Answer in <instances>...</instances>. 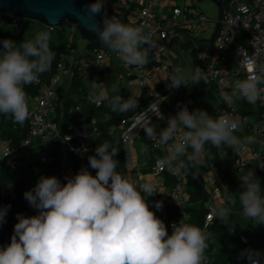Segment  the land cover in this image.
<instances>
[{"label": "clouds", "instance_id": "obj_1", "mask_svg": "<svg viewBox=\"0 0 264 264\" xmlns=\"http://www.w3.org/2000/svg\"><path fill=\"white\" fill-rule=\"evenodd\" d=\"M105 3L106 0H94L85 4L82 11L73 10V15L100 44L114 50L125 66L142 68L149 62L150 53L158 57L163 52L142 26L107 16ZM97 16L102 19L97 20ZM50 40V30L37 33L31 40L25 38L19 47L11 39L0 40V114L14 123L22 125L30 116L24 86L35 83L51 69L56 54ZM246 64L247 78L236 80L230 92L219 93L226 103L234 99L253 105L264 101V66L253 59ZM201 80L199 69L191 74L177 69L168 78L167 86L179 89L182 85L189 87L190 83L197 85ZM90 87V99L97 106L107 102L119 114L135 111L139 106V100L131 96L127 99L119 94L110 96L108 89L96 81ZM98 87L100 91L96 92ZM118 91L112 88L113 93ZM147 110L159 118V105H151ZM136 126L149 139L168 146V155L158 161V166L164 164L170 169L175 166V171L185 174L190 168L203 166L211 148L224 158L227 149L239 154L254 142L251 136L238 135L242 131L240 117L227 113L213 117L205 110L189 111L187 106L169 117L167 127L159 132L150 126V120ZM82 151L87 152V147L83 146ZM118 152L111 144L100 143L95 155L88 157L95 175L84 167L75 176H66L67 183L56 176H40L34 188L24 193L25 200L38 214L17 213L11 243L0 246V264H207L208 233L181 219L172 225L169 234L165 222L157 217L147 199L165 192L157 191L150 181L140 183L122 176L114 159ZM258 165L264 168V162ZM239 173L243 216L253 224H264L261 181L254 168ZM154 206L161 210L163 201H156ZM9 208L10 205L0 208V226L6 222ZM231 211L225 206L214 209L217 218L226 224ZM239 257L245 264H264V254L259 250L244 249Z\"/></svg>", "mask_w": 264, "mask_h": 264}, {"label": "built area", "instance_id": "obj_2", "mask_svg": "<svg viewBox=\"0 0 264 264\" xmlns=\"http://www.w3.org/2000/svg\"><path fill=\"white\" fill-rule=\"evenodd\" d=\"M124 1L129 6L128 15L134 25L142 26L145 34L163 48V52L159 53L158 57L150 53L149 58L152 56L160 61L159 64L168 78L174 73L173 59L169 56L173 47L186 50L194 69H199L205 79L216 81L224 92H230L229 88L232 86L234 77H237L238 80L247 78L249 72L246 61L248 59H253L257 65L264 66V0H223L225 17H222L214 35L219 8L213 0L211 1L217 10L216 14H210L201 7L187 2L178 3L172 0ZM107 16H114L120 22L122 20L119 14L113 13L107 14ZM27 20L28 18L22 17L21 19L18 16L2 19L3 26L11 34L8 39L15 41L17 47L25 38L31 40L37 33L49 30L51 33L64 32L67 45L60 53L56 69L49 79L40 76L35 83L24 86L29 97L30 116L27 119V135L21 139L20 144L13 145L12 138L3 137L0 126V165L6 163L26 169L28 159L24 150L34 144H44L38 151V159L42 164L45 165L52 161L55 154H58L64 173L69 177L77 174L71 153L85 157L94 150L92 136L97 130V120L92 117L88 124L79 127L63 123L66 107H69L71 111L84 112L85 102H93L90 99L92 93L90 87L84 92L83 98L67 106V99L65 96H61L60 88L62 86L72 88L75 76L86 79L91 77L90 85L96 81L105 88L112 77L113 84L128 92L124 96L125 99L131 96L139 100L138 108L124 115L120 124L111 126L109 130L121 141L125 163L132 164L135 141L142 139L143 132V129L136 125L145 120L151 122L154 119L162 118L165 123L164 128L167 127V106L170 98L178 89H169L168 79L161 81L160 85L153 84L156 80L154 69L158 67L155 64L148 62L142 68L128 67L123 64L114 50L105 45L88 50L80 48L79 37L86 39L83 38L74 22L67 21L65 24L50 25L41 21L36 24L33 22V24ZM211 37H213L212 40H209ZM81 88L83 89V87ZM99 91L98 87L96 92ZM151 105H159V118L147 110ZM219 113L240 117L242 131L246 128L259 139V146L249 144L247 151L241 150L237 154L236 171L238 173L240 171V174L246 173V167L249 164L264 160V101H258V112L254 117L248 113H240L238 104L233 101L223 105ZM1 121L0 115V123ZM159 131L157 130V132ZM241 132L238 133L239 136ZM149 141L154 148L166 146L159 145L152 139ZM83 146L87 147V152L82 151ZM167 150L169 151V149ZM166 157L157 155L154 160L152 172L157 178L156 183L164 185L166 171L176 176V182L169 190L164 191L165 193H155L147 199H151L153 206L156 201H163L162 209L157 210L154 206V212L165 222L169 234H171L174 223H179L181 219L186 223L188 218L184 211L187 199V175L183 171H175V166L171 169L164 164L158 166V161ZM88 170L92 174L95 173V170L90 166ZM208 178L212 181V186L208 198L205 224L201 229L210 236L209 225L217 218L214 209L218 206H225L230 207L231 212L234 213H237L239 209L229 193L227 191L225 193V187L215 181L212 174H208ZM139 182L143 183L146 180ZM155 189L159 191L157 188ZM4 196H16V190L12 183L0 188V197ZM229 201L234 203H229ZM171 204L182 207L180 218L168 219L167 207Z\"/></svg>", "mask_w": 264, "mask_h": 264}, {"label": "trees", "instance_id": "obj_3", "mask_svg": "<svg viewBox=\"0 0 264 264\" xmlns=\"http://www.w3.org/2000/svg\"><path fill=\"white\" fill-rule=\"evenodd\" d=\"M11 17L13 16L6 13L0 14V40L11 37L10 31L5 29L2 21L4 18L10 19ZM28 21L34 22L35 24L39 22L38 20L30 18H28L27 22ZM66 45L67 40L65 39L63 32H58L57 34L51 33L50 47L56 55L54 61L52 62L50 71L41 75L44 79H49L54 73L59 55L66 48ZM107 87L110 96L119 94L124 97L128 93L124 88L117 87L111 82L107 85ZM113 87H116L119 91L117 93H113ZM67 106L70 105L67 104ZM184 106H187V104L183 96L178 93L168 104L167 110L178 112ZM85 108L86 109L84 112H75L73 110L71 111L69 107H66V111L63 116L64 124L70 123L75 127L88 124L92 117H95L97 120V130L92 136L94 150L85 157L76 155L73 152L71 153L73 164L77 170V173L82 168L89 167L88 157L95 155V149L100 143L107 142L119 150L117 156L114 157V159H116L119 163L118 171L120 174L128 179L127 164L125 163L121 141L111 134L109 130L113 125L118 126L122 117L131 111L124 114L113 112L108 106L107 102H104V104L100 106H97L94 102H85ZM0 115L2 117L0 126L2 128L3 137L12 138V144L19 145L21 139L27 135L28 120H26L25 123L21 125L14 123L10 117H5L2 114ZM150 126H154L156 130H161L164 128L161 120L159 119L152 120L150 122ZM142 138L149 149L150 159L153 163L156 156L160 154V151L151 145L144 130L142 132ZM189 151H191V149H189ZM261 162H264V160H259L249 164L246 167V172H248L249 169H255L256 176L261 181L262 195H264V168H261L258 165ZM45 170L47 176L59 177L64 173L60 166V157L58 154H55V157L52 161H49L45 164ZM95 174L96 170L93 175ZM226 176L229 180V196H233L235 198L234 202H236V206L241 209L239 202V192L243 190L241 187V182H237L227 173ZM187 178L190 204L184 208V211L188 216L186 223L193 224L201 228L205 224L206 213L208 211V207L205 203L208 199V191L203 179L202 167L190 168ZM169 180L175 181L176 176L171 175ZM9 183L14 185L16 196L0 197V208L10 205L6 216V222L0 226V246H7L11 243L14 226L18 222L17 213H22L25 216H34L38 214V211L31 207L28 201H26L24 198V193L28 190H31L35 186L29 184L26 169L23 167H15L6 163L0 165V188ZM182 210L183 209L180 205H168V219L173 220L180 218ZM256 227V231L245 230L241 225V219L239 218L238 213L234 212H231L227 224L220 221L218 218L214 219L209 225L211 235L209 236V246L205 253L207 257V264H245V261L241 260L239 257L241 251L244 249H255L261 251L262 254H264V224H256Z\"/></svg>", "mask_w": 264, "mask_h": 264}, {"label": "crops", "instance_id": "obj_4", "mask_svg": "<svg viewBox=\"0 0 264 264\" xmlns=\"http://www.w3.org/2000/svg\"><path fill=\"white\" fill-rule=\"evenodd\" d=\"M212 10L213 9L211 8H207V11L210 14L213 13ZM128 11H129V6L124 0H106L105 12L108 15H111L113 13L119 14L122 17V20H121L122 23L134 25V23L131 21V18L128 15ZM65 23H62V24H65ZM58 32L60 31L54 32L53 34L55 33L57 34ZM64 37L66 39L65 34H64ZM78 41H79L78 45L80 48H84L88 44V42L82 39L81 37H79ZM84 49L88 50L89 48H84ZM231 54H232V51H231ZM169 56L173 59V64H174L173 74L176 73L177 69H179L182 73H185V74H191L196 71L193 65L189 61V53L186 50L181 49L180 47H173L169 52ZM159 63L160 61L158 59H154L152 56L149 58V64H155L158 66L154 69L156 80L153 82V84L155 83L156 85H160L161 81L168 79L167 75L163 72V69ZM91 79H92L91 77L86 79L83 77L75 76L74 77L75 81H74V85L72 88H65L64 86L60 88V94L62 97L65 96V98L67 99V104L71 105V102H76L77 100L84 97V94H85L84 92H86L90 88ZM110 80L112 81L113 78L111 77ZM236 80H238V78L234 77L232 81V85L234 84ZM81 87H83V89ZM231 87L229 88L230 91H231ZM221 91L222 90L220 86L216 83V81L207 80L202 76L201 83L197 85H192L190 83L189 87H186L183 85L180 86L178 91L172 95V98H170L169 103L173 100V98L178 93H180L183 96L189 111L201 109V110L207 111L209 115L216 117L220 115L219 113L220 108L223 105L227 104L225 101H223L220 98L219 93ZM233 102L238 104L240 113H248L252 117L256 116L258 112V102L254 105L249 104L246 101L239 100V99H234ZM166 112H167L166 113L167 118L175 116L178 113V112L170 111V110H166ZM159 120H161L162 125L164 126L165 123L163 119L159 118ZM240 136L241 137L251 136L254 138V142L251 144L253 146L260 145L259 139L250 130L246 128L244 129V131L240 133ZM43 145L44 144H34L33 146L24 150V154L26 158L28 159L27 160L28 167L26 168V173H27L28 182L30 185H36L40 176L42 175L47 176L45 165L42 164L38 159V151L40 148L43 147ZM208 147L209 146H206V148ZM157 149H159L160 151V154L158 155L167 156L168 146H164V147L157 148ZM216 152L217 150L215 148H211L210 152L206 154L205 164L201 166L203 179H204L207 191H208V198L210 194V188L212 186V181L208 178V174H212L214 176V180L222 184L225 187L224 188L225 193L226 191L228 192L229 190V180L226 176V173L232 178H234L237 182L238 181L241 182L240 179L238 178V172L236 171L238 155L231 148L227 149V156L224 158H221L219 155L216 154ZM141 160L143 161L141 162ZM153 165H154V162L153 163L151 162L150 152L143 138L136 140L135 148H134V162L132 164L127 165L128 179L137 181V182H139L140 180L150 181L154 185V187L157 188L159 191L169 190L174 185L176 180L175 181L169 180V177L172 174L166 171L164 173V177H165L164 185L157 184L158 183V182L156 183L157 178L152 172ZM66 176L67 175L63 173L58 178L61 180L62 183H67V180L65 179ZM187 181H188V178H187ZM186 194H187V199L185 202V207L190 204V200H189L190 196L188 192V182L186 183ZM231 199L235 200L233 196L231 197ZM148 201H149L150 208L154 211V206H153L151 199L148 198ZM208 202H209V199L206 200L205 202L206 205L208 204ZM237 213H238L239 218L241 219V225L243 226L245 230H248V231L257 230L256 224H253L251 221L245 218L243 216L241 209H239ZM242 221L244 222L246 221L248 225L250 226V228H246L242 224Z\"/></svg>", "mask_w": 264, "mask_h": 264}, {"label": "water", "instance_id": "obj_5", "mask_svg": "<svg viewBox=\"0 0 264 264\" xmlns=\"http://www.w3.org/2000/svg\"><path fill=\"white\" fill-rule=\"evenodd\" d=\"M203 1V0H198ZM219 8V16L216 25L217 31L220 21L224 16L223 0H213ZM94 0H0V14L6 13L11 16L25 17L38 20L50 25H58L67 21L76 23L81 35L88 41L84 48H93L103 46L97 40L94 34L87 31L85 26L73 15V10H83L87 3H92ZM102 16H97V20H101ZM213 37L209 38L212 40Z\"/></svg>", "mask_w": 264, "mask_h": 264}, {"label": "rangeland", "instance_id": "obj_6", "mask_svg": "<svg viewBox=\"0 0 264 264\" xmlns=\"http://www.w3.org/2000/svg\"><path fill=\"white\" fill-rule=\"evenodd\" d=\"M173 2H178V3H182V2H187V3H192L196 6L201 7L203 10L207 11V8H211L212 10V14H216L217 10L214 7V4L211 0H203V1H198V0H172ZM215 9V10H214ZM31 22V21H30ZM33 23V22H32ZM34 24V23H33ZM143 160H141L142 162ZM242 224L246 227V228H250V226L248 225V223L245 221H242Z\"/></svg>", "mask_w": 264, "mask_h": 264}]
</instances>
